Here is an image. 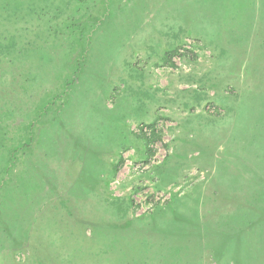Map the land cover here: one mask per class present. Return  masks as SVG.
Masks as SVG:
<instances>
[{"label": "rangeland", "instance_id": "obj_1", "mask_svg": "<svg viewBox=\"0 0 264 264\" xmlns=\"http://www.w3.org/2000/svg\"><path fill=\"white\" fill-rule=\"evenodd\" d=\"M26 141L0 264H264V0H0Z\"/></svg>", "mask_w": 264, "mask_h": 264}, {"label": "trees", "instance_id": "obj_2", "mask_svg": "<svg viewBox=\"0 0 264 264\" xmlns=\"http://www.w3.org/2000/svg\"><path fill=\"white\" fill-rule=\"evenodd\" d=\"M47 105H44L43 107V111H46ZM28 140V139H27ZM30 141H26V143H21L20 145H9L8 146V157H7V161L6 164L4 165V169H3V174L0 176V188L3 187V185L7 182V180L9 179L11 170L15 164V159H16V153L18 152L19 149L23 148V147H28L29 146Z\"/></svg>", "mask_w": 264, "mask_h": 264}, {"label": "built area", "instance_id": "obj_3", "mask_svg": "<svg viewBox=\"0 0 264 264\" xmlns=\"http://www.w3.org/2000/svg\"><path fill=\"white\" fill-rule=\"evenodd\" d=\"M143 130H144V132H146L147 134L150 133V130H149L147 127H143Z\"/></svg>", "mask_w": 264, "mask_h": 264}]
</instances>
